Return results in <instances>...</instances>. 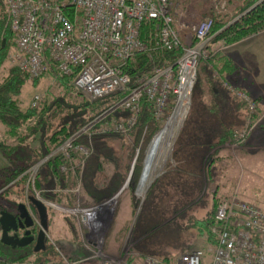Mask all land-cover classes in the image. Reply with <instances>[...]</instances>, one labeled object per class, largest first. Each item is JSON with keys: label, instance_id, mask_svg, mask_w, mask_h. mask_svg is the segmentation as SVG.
<instances>
[{"label": "rangeland", "instance_id": "1", "mask_svg": "<svg viewBox=\"0 0 264 264\" xmlns=\"http://www.w3.org/2000/svg\"><path fill=\"white\" fill-rule=\"evenodd\" d=\"M173 2L177 13L176 25L179 26L181 30L183 29L182 34H186L187 38L191 37L188 31L189 26L195 25L206 18H214V15L220 12L222 4H225L223 0H174ZM183 24L188 27H183ZM223 45L228 46L230 44ZM4 46H6V41ZM15 49V42H11L8 45L7 59L0 67V80L7 76L12 67L18 68L13 60ZM210 51L209 57L205 59L208 61H204L199 68L200 72L194 85L193 94L189 97L188 112L186 113L182 125L176 131L171 149H168L161 158H158L159 162L151 172L145 190L139 193V186L141 184L142 174L144 173L143 170L146 165L149 148L155 139L154 137L159 134L158 132V134L156 133L148 142H143L142 140L135 150L134 158H129L130 166L126 168V170L125 168H117L118 170L125 171V179L118 190L119 192L129 178L131 181L136 158L143 154V170L136 187L130 190L129 181L124 190L112 202L110 200L118 192L112 196L103 198L100 203H96V215L93 214V220L98 222V211L102 212L103 209H105L104 211L106 213V219L103 221L99 230L91 231V226H89V224H84L79 214L73 211L75 209H86L93 206L89 204L90 199L83 191L84 175L83 178H80L81 175H77V170H79L77 168L79 166H75L77 162L74 161V164L70 162L69 166L65 165V169L61 167L62 172L73 170L76 173L75 178L77 179L76 182L78 185V187L74 189L76 200H74L73 205H63L61 203L45 200L59 206L57 208L53 207L54 209L50 207L51 217L62 213L61 215H64L66 220L74 225L77 230L78 242L84 248L78 254L74 256L66 255L55 242L56 235L51 230L49 231L50 238L48 237V245L52 247L51 253L48 252L47 255L39 257V259L36 256H32L27 260L14 263L3 261L0 258V262L7 264L34 261L40 264H144L143 260L147 256H155L159 258H168V260L172 261L171 263H174L175 258L180 253L202 248L206 251L205 264H209L213 249L216 245V237L209 234L205 229H200L197 222L210 219L214 215L218 203L221 200L233 197L247 200L264 209V138H253V141L251 140L252 134L255 131H259L263 124L264 110L261 109L258 100L251 94L250 95L258 104V112L255 116L261 118V120L259 125L252 130L246 140L238 145L235 143L236 131L243 129L246 125L247 110L242 127L240 114L238 117L230 114L228 116L229 118H227L229 127H222V125L219 124V128L217 127L211 130V139L213 143L208 146V150L205 152L206 157L202 162V167L198 175H195V173L190 175L178 172L180 168L190 167V165L195 164V162L192 163L189 161V157L180 155L179 152L180 148L187 142L189 133H191L195 127V120H199L202 115L199 112L201 109L198 110V106H208V108H210V105L217 103L214 97V89L212 88L216 80H219V74L216 72L218 69L214 68V66L217 65L215 58L221 56L222 52H226V50H219L215 53L214 50ZM203 65L207 68H202ZM27 75L29 80L23 85L21 94V107L24 110L30 106L34 96L37 94L43 97V102L51 104L56 98H62L63 94L65 95L66 93L65 84L61 81L59 82L52 74H46L41 78H30L29 74ZM34 81L38 82L34 83ZM239 82L240 79L238 74H231L229 80H223L222 82L223 87L233 94L238 102L232 98L222 100L224 103L232 105L237 111L240 109L241 105H245V103L235 95L230 89V86L246 91L238 87V85L242 86V83ZM73 90L74 92L76 91L74 88ZM67 100L71 102L69 98H67ZM175 108L176 107L173 106V108L168 111L167 116H165L162 130L167 125L170 117L173 116L172 114ZM214 115L219 116L220 114H209L210 122L215 120V117H213ZM95 120L82 129L84 133L89 132L90 128L100 121ZM115 131L121 133V131L117 129ZM229 131L233 132L232 139L225 138V140H223V136ZM126 132H128V130ZM112 144H115L117 148L120 147L117 141H113ZM94 146L93 142L92 145L90 143L89 149L91 152ZM57 153L63 154L62 151H58L57 148L38 161L37 163L41 162L40 169L51 156ZM122 156L123 158L121 161L123 164H125L126 161L129 162V160H126V154ZM80 157L81 160L84 159L83 156ZM105 162L106 170L101 174H93L92 176L93 184L96 187L106 184L112 176L114 164L111 161ZM7 164L8 161L3 157L0 151V169ZM39 171L35 174L34 184H28L27 170L24 173L26 174L25 185L22 183L19 184H22L21 186L25 190H29L26 196H36L39 194V196L44 199V192L57 193L61 191L60 193H66L68 191L67 189L59 187L52 188L50 185L51 183H49V178L39 176ZM39 180L43 183V187L38 185ZM3 188L0 192L5 190H3ZM7 195L8 193H6V196ZM105 203L107 206L101 207ZM6 208L13 209L11 204H8L6 199L1 196L0 210ZM156 223L159 224L154 226ZM152 226L154 227L151 228ZM149 228H151V230Z\"/></svg>", "mask_w": 264, "mask_h": 264}, {"label": "built area", "instance_id": "2", "mask_svg": "<svg viewBox=\"0 0 264 264\" xmlns=\"http://www.w3.org/2000/svg\"><path fill=\"white\" fill-rule=\"evenodd\" d=\"M173 3V0H6L15 35L13 60L30 78H41L51 70L70 77L76 92L83 93L90 101L126 91L125 97L110 108L132 112L130 118L115 125L117 130L126 132L135 124L144 96L154 103L158 119L165 115L172 95H175V107L182 92L190 97L200 61L210 55L213 19L206 18L190 26L194 41L185 45L176 27ZM149 24L153 25V41L142 36L145 25ZM156 48L181 49L182 54L175 64L156 67L151 76L133 81L126 69L127 62L137 52ZM230 89L247 110L245 127L235 133L238 145L259 125L261 118L255 116L258 104L249 93L231 86ZM42 100L37 94L32 105ZM83 133L81 130L72 135L58 147L66 157L73 153L83 156L82 166L91 153L87 145L77 142ZM40 166L41 162L27 170L28 184H34ZM36 197L51 207H59L39 194ZM95 207L73 210L84 224L91 226V231L99 230L103 222L93 220ZM213 217L215 224L211 232L216 245L209 264H264V209L233 197L221 200ZM205 257L206 251L196 248L177 255L174 263L155 256H147L143 261L144 264H205Z\"/></svg>", "mask_w": 264, "mask_h": 264}, {"label": "trees", "instance_id": "3", "mask_svg": "<svg viewBox=\"0 0 264 264\" xmlns=\"http://www.w3.org/2000/svg\"><path fill=\"white\" fill-rule=\"evenodd\" d=\"M224 1L225 4H222L220 12L212 18L213 26L210 33L214 40L231 44L264 29V0ZM249 8L251 9L246 12ZM244 12L246 13L243 14ZM241 14L243 15L236 19ZM152 26V24L145 25L142 32L144 39L153 41ZM177 29H179L183 40V29L181 30L179 26ZM3 40L6 41V46H3ZM11 42H15V35L11 29L10 14L6 0H0V67L7 59L8 45ZM185 45L187 44L185 43ZM181 54V49L170 51L156 48L150 52H137L127 62L126 69L132 75L133 81H136L139 77L151 76L156 67L175 64ZM204 61L208 60L202 59L199 68ZM202 68L207 67L203 65ZM199 72L200 69H198V74ZM47 74L54 75L59 82L65 84H63L66 88L65 95L63 94L62 98H56L51 104H46L43 100L36 106L31 103L26 110L21 107V94L23 85L29 80L28 75L18 68L12 67L7 76L0 80V151L8 161V164L0 169V190L3 187V190L5 189L0 192V197L9 191L8 187L12 182L25 185L26 174L24 173L28 168L112 108L127 94L126 91H118L104 98L90 101L84 97L83 93L74 92L70 77L60 76L55 70H51ZM37 82L34 81V83ZM175 103V95H172L165 115L162 119H158L155 114L154 103L144 96L141 99L136 122L126 133L116 132L115 125L130 118L132 116L130 110L116 109L102 118L90 128L89 132L83 133L77 139L78 143L88 147L90 143L92 145V142L95 145L83 166L79 153H73L69 157L57 153L43 164L39 176L48 177L52 188L54 186V188L59 187L68 190L67 194L65 192L60 193L61 191L57 193L44 192V199L63 205L74 204V200H76L74 189L78 187L75 178L76 173L73 170L61 171L62 166H69L70 162L74 164V161L77 162L75 166H79L77 167L79 169L77 175H81L80 178H83L84 175L83 191L89 197L90 205L95 206L103 198L114 195L125 179V171L118 169L125 168L126 170L130 166L129 158H134L135 150L142 140L148 142L157 132L162 130L165 116L175 106ZM232 136L233 132L229 131L223 136V140L225 138L232 139ZM113 141L119 142L120 147L117 148L115 144H112ZM124 154H126V160H129L125 164L121 161ZM142 160L143 154L136 158L129 184L130 190H133L138 183L143 170ZM105 161H111L114 164L112 176L106 184L96 187L93 184L92 176L93 174H101L106 170ZM38 185L43 187L40 180ZM197 223L200 229H205L209 234H212L211 227L215 224L213 216ZM157 224L159 223L154 226ZM151 228L149 229L151 230ZM34 255L35 253L30 248L13 249L4 245L0 240V258L3 261L14 263L27 260ZM163 259L172 262L168 258Z\"/></svg>", "mask_w": 264, "mask_h": 264}, {"label": "crops", "instance_id": "4", "mask_svg": "<svg viewBox=\"0 0 264 264\" xmlns=\"http://www.w3.org/2000/svg\"><path fill=\"white\" fill-rule=\"evenodd\" d=\"M188 31L191 37L187 38L185 34L183 35V41L186 44H191L194 41V32L191 29ZM223 44L226 43L214 40L213 38L210 42V50H214V53L219 50H226V52H222L221 56L215 58L217 65L214 66V68L218 69L216 72L219 74V80H216L213 85L214 87L212 88L214 89V97L216 98L217 103L210 105V108H208V106H198V110L201 109L199 112L202 115L199 120H195V127L192 132L189 133L187 142L182 148H180L179 152L180 155L189 157V161L192 163L195 162V164L190 165V167L180 168L178 172L190 175L195 173V175H198V172H200L202 167V162L206 157L205 152L208 150V146L213 143V140L211 139V130L217 128L219 124H221L222 127H229V121L227 118H229L228 116L230 114L237 117L240 114L242 119L241 127L243 126L246 113L245 105L241 103L242 105L237 111L232 105L226 104L222 100L232 98L238 102L233 94L223 87V80H229L231 74H238L240 79L239 83H242V86L238 85V87L245 89L249 94L256 98L258 104L261 105V109L264 110V29L237 42L231 43L228 46H224ZM211 113L220 115H214L213 117H215V120L210 122L209 114ZM255 132L252 134L251 140L253 138H264V121L260 130ZM8 190V195L6 196L5 193L3 197L12 207L21 201H25L27 190H25L20 184L12 182L8 187ZM99 213L102 215L101 211ZM61 214L62 213L52 217L50 215V225L47 235L50 238L49 231L52 230L56 235L55 242L58 244L59 248L64 251L66 255L74 256L84 248L78 242L77 230L74 225L66 220L64 215ZM47 253H35L34 256L39 259V257L47 255Z\"/></svg>", "mask_w": 264, "mask_h": 264}, {"label": "water", "instance_id": "5", "mask_svg": "<svg viewBox=\"0 0 264 264\" xmlns=\"http://www.w3.org/2000/svg\"><path fill=\"white\" fill-rule=\"evenodd\" d=\"M250 9L251 8L246 12ZM4 44L5 40H3V46ZM112 110L113 109L108 110L95 121L100 120ZM129 181L130 178L124 187L110 200L111 202L124 190ZM50 207L51 206L42 199L34 195H29L26 197L25 201H21L14 205L13 208H16L17 213H15L13 209L8 208L0 210L1 242L13 249L24 248L34 244L33 251L35 253L45 251L47 249V233L50 225ZM20 230L25 231L22 236L19 235Z\"/></svg>", "mask_w": 264, "mask_h": 264}, {"label": "bare ground", "instance_id": "6", "mask_svg": "<svg viewBox=\"0 0 264 264\" xmlns=\"http://www.w3.org/2000/svg\"><path fill=\"white\" fill-rule=\"evenodd\" d=\"M188 108H189V97L187 93L182 92L181 95L179 96L177 106L172 114L173 116L170 117V120L168 121L167 125L155 137L149 148L146 159L145 170L142 176L141 184L139 186V193L145 190L150 174L159 162L158 158H161L167 152L168 149L169 150L171 149L172 143L176 136V131L182 125L186 113L188 112ZM106 206L107 205L105 203L101 207H106ZM104 210L105 209H103L101 213L102 215H100L99 213L100 211H98L99 219L101 220L104 219L103 221H105L106 219V215H105L106 213Z\"/></svg>", "mask_w": 264, "mask_h": 264}, {"label": "flooded vegetation", "instance_id": "7", "mask_svg": "<svg viewBox=\"0 0 264 264\" xmlns=\"http://www.w3.org/2000/svg\"><path fill=\"white\" fill-rule=\"evenodd\" d=\"M13 207H14V205H13ZM13 210L15 211V213H17L16 208H13ZM24 232H25L24 230H20V231H19V235L22 236V235L24 234ZM47 234H48V233H47ZM47 236H48V235H47ZM48 241H49V240H48ZM48 241H47V249H46L45 251H41V252H46V253H47V252H50V253H51V251H52L51 248H52V247L48 245V243H49ZM34 246H35V245L32 244V245L27 246V247H24V248H30V249H32V251H33ZM33 252H34V251H33ZM34 253H35V252H34ZM39 253H40V252H39Z\"/></svg>", "mask_w": 264, "mask_h": 264}]
</instances>
